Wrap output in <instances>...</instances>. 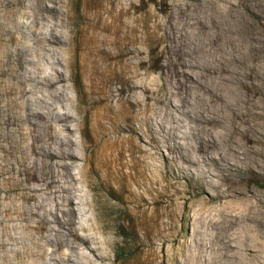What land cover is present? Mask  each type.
<instances>
[{"label":"bare ground","instance_id":"bare-ground-1","mask_svg":"<svg viewBox=\"0 0 264 264\" xmlns=\"http://www.w3.org/2000/svg\"><path fill=\"white\" fill-rule=\"evenodd\" d=\"M65 2L52 0L47 9L61 16L60 27L68 20L59 7ZM96 16L81 14V26L67 42L64 51L76 58L69 78L53 71L41 76L36 65L29 71L26 105L13 106L9 100L0 104V194L21 191L19 203L0 198V264H112L102 246L107 225L87 216L91 210L98 214V194L106 200V191L110 194L116 182L120 193L142 208L138 218L133 208L117 213L130 215L131 222L144 229L148 249L131 264H160L165 239L171 238L161 231L156 212L147 213L144 197L146 178L160 169L163 147L173 151L167 168L176 169V178L195 175L207 179L206 192L237 191L243 196L215 208L190 207L192 243L178 250L176 264H260L257 246L264 235V204L252 202L257 194L239 187L237 177L264 167V0H174L162 40L173 48L175 60L155 91L168 89L162 108L150 107L154 91L146 72L131 62L148 46L149 33L129 44L118 28L100 31ZM51 28V34L56 33L57 26ZM110 56L124 57L123 63H110ZM55 59L46 60L47 65L59 64V57ZM77 74L82 87L72 99L66 92L70 85L64 83L76 82ZM117 76L127 86L123 99L113 88ZM25 129L30 143L23 136ZM167 136L176 139L173 147L162 144ZM14 169L25 176L20 187H11L4 178ZM214 179L226 182V189L222 183L213 185ZM87 192L90 200L84 199ZM79 217L95 232L83 228L87 234H78ZM173 251L168 248L165 259Z\"/></svg>","mask_w":264,"mask_h":264},{"label":"rangeland","instance_id":"rangeland-1","mask_svg":"<svg viewBox=\"0 0 264 264\" xmlns=\"http://www.w3.org/2000/svg\"><path fill=\"white\" fill-rule=\"evenodd\" d=\"M180 1L184 2L185 0ZM173 4L174 0H66L65 4H60L59 7L62 11H66L68 20L64 22V26L60 27L61 16L58 14L54 15V13L47 10L53 6L52 0H0L1 106L8 100L12 102L13 106L22 107L26 105L28 90L31 88L28 75L29 71L33 70L36 65L42 70H40L41 76L45 75L48 71L58 72L61 75L63 74V76L65 75L66 78L72 75L76 58L66 54L64 49L67 47V42L73 39L75 30L81 26L78 18L83 14L86 17L97 15V27L103 33L107 34L114 29H120L122 35L126 37L124 40L129 44L133 41L139 43L140 39L145 36V33H149L148 46L144 47L145 49L143 48V52L137 58H132L131 62L138 65L141 73L146 72L145 80L149 84L151 91H154L150 95V107L153 104L154 106H159V108L164 107L165 102L163 101H166L168 97V89L164 88L160 91H155L160 76L169 67L168 65L175 60L173 48H166L162 40L163 27L167 22ZM32 12L36 13L35 19L31 16ZM53 26H57V30L56 33L51 34V27ZM83 26L85 31H87V26ZM128 49L132 51L133 46L128 45ZM47 51L49 55L45 56ZM54 54L59 57L60 63L48 66L46 60L56 61ZM122 59H124L122 56H110L109 62H117L121 65L123 63ZM65 60L69 61L68 66H66ZM139 61L142 62L140 65ZM51 78H53L52 80L57 79L55 76ZM76 78V82L68 81L64 83L70 85V88L66 92L72 99L75 98L77 89L82 87L81 76L77 74ZM56 86L60 89L62 88V84H56ZM126 87L125 81L118 76L115 77L113 88L117 90L121 99L126 97ZM45 90L51 91L49 86H45ZM53 107L56 111L61 110L60 104H54ZM36 108L38 109L39 107L36 106ZM71 111L74 112V108H71ZM155 114L156 109H153L151 112L152 117ZM167 124L171 126L172 120L168 119ZM122 135H127V133L124 132ZM180 135L183 136L182 133ZM23 136L26 143L32 141L28 129L23 131ZM74 138L75 141L79 142L80 136L78 132L74 133ZM175 140L167 136L165 142L162 144L173 147ZM188 141L190 142V139ZM171 151V148L170 151H167L163 147L160 158L162 163L160 162L159 164L161 165L159 166L161 170L156 171L153 177L146 178L147 192L144 197L147 213L156 212L161 225V231L165 235L168 234L167 236L171 238V241L165 239L164 254H167L168 248L175 250L173 251L174 255L170 259H165L166 254L164 255L161 260L162 264H176V260H179L178 250L192 243L190 215H188L190 207L196 209L197 207L200 208V206L207 205L210 208H215L222 202L236 203L237 200L239 201L243 198V196L238 195L237 191L223 195L221 193L217 194L212 187L210 189L208 187L210 191L214 192H206L203 186V183L207 180L206 178L202 179L195 175L176 178L173 174V172H176L175 164L173 162L170 164V168L175 169L173 172L167 168L168 161H171L174 155L173 151ZM123 169L126 170V167L118 169V177L121 176L122 171H124ZM18 170H11L8 176L7 174L4 175L5 179L9 178L11 187H20V182L25 178L24 175H17ZM72 173L77 175V169L72 170ZM237 180L239 182L238 185L240 184L239 187L244 190L250 189L255 195L257 194L250 199L252 202L264 204V167L256 171L247 170L238 176ZM221 183L224 185L223 189H226V182H221L219 179L213 180V185L215 186ZM119 186L120 183L116 182L111 187L110 194L106 191L105 194L108 195L105 196L107 197L106 200H103L104 197L98 194V214L96 211L91 210L87 217L96 219L102 225L106 224L108 227L105 229L108 237L105 238L102 244L105 247V251L107 250L109 258L107 262H112V264H131L140 259L142 254L148 249L145 245L144 229L139 225L133 224L130 215L121 216L122 219L120 216H117V213H119L120 209L133 208L134 215L137 214L138 218L141 214L140 212H142V208L137 206V200L128 199L126 193H120V190H118ZM20 196V190L0 194V198H6L5 201L8 203L12 200L19 203ZM85 197V200H90V192L85 193ZM113 208L116 209H114L115 212ZM85 219V217H79V223L75 225L80 235L87 234L83 228L89 231L92 228ZM171 222L174 223L173 227L171 226ZM131 230H133V233ZM93 232L95 230L90 231V233ZM160 243L157 242L155 248H159ZM258 243L259 263L264 264V235L261 236ZM87 254L92 257L90 253ZM95 263L101 264L99 261Z\"/></svg>","mask_w":264,"mask_h":264}]
</instances>
